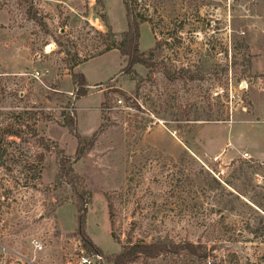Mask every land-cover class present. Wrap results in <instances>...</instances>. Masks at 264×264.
Instances as JSON below:
<instances>
[{
	"label": "rangeland",
	"instance_id": "rangeland-1",
	"mask_svg": "<svg viewBox=\"0 0 264 264\" xmlns=\"http://www.w3.org/2000/svg\"><path fill=\"white\" fill-rule=\"evenodd\" d=\"M32 1L43 24L29 19L28 0H0V244L8 264H76L81 251L108 264L139 243L219 248L203 261L182 254L133 264H264V0H136L151 19L141 26V51L159 45V66L152 76L135 67L144 79L137 92L138 80L120 75L117 50L91 59L79 71L90 85L80 98L72 61L104 47L101 13L125 32L123 2ZM128 97L130 111L116 107ZM65 110L82 138L97 134L77 163L78 141L60 124ZM61 150L90 193L87 204L76 183L57 182ZM84 208L97 253L78 230ZM33 239L45 252L34 253Z\"/></svg>",
	"mask_w": 264,
	"mask_h": 264
},
{
	"label": "trees",
	"instance_id": "trees-1",
	"mask_svg": "<svg viewBox=\"0 0 264 264\" xmlns=\"http://www.w3.org/2000/svg\"><path fill=\"white\" fill-rule=\"evenodd\" d=\"M123 6L126 14L127 21V30L121 34L114 32L113 27L109 23V18L106 13H101L100 18L102 19L105 27L107 28V33H100L102 42L104 47L100 49L93 56L81 59L77 56L74 57L73 65L71 66L72 71V81L75 86L76 95L78 98L85 97L88 94V90L90 89V85L88 84L85 76L82 73L75 72L80 65L88 62L91 59L101 57L111 51L117 50L122 58H124L125 66L122 68L120 75L130 76L133 80H138L137 84V92L141 83L144 79L137 74L135 71L136 66H142L148 70L149 76H152L154 70L159 66V61L157 59V49L159 45H157L154 49L149 52H142L140 48V40H141V26L145 23L151 24V19L140 12L136 7V0H122ZM28 17L30 20L42 23V19L38 11L36 10L33 1L28 0ZM97 4L100 5L102 9H105V5L103 0H97ZM64 49V45H61ZM66 51V49H64ZM67 52V51H66ZM168 78L173 80L175 75L172 76L169 72H167ZM196 76L189 75L190 80H195ZM121 94L125 95L123 92ZM126 102L132 100L131 97L125 98ZM104 106H106L104 102ZM63 122L60 123L61 126L67 128L70 134L73 137H76L78 141V148L76 151V158L73 161L74 163L79 162L84 158V156L88 153V151L93 147L97 134H94L92 137L82 138L78 132V123L77 116L70 115L65 110L62 113ZM9 136H20V132L18 131H9ZM1 142V139H0ZM61 157L59 160V168H60V180L58 183L63 184V182L71 184L76 183L78 187V192L76 193L77 198L84 204H87V201H84V198L87 197V200L90 199V193H88L83 187V180L75 174L74 169L72 167V160L66 157L65 152L63 150L59 151ZM110 214L113 215V204L110 202L109 205ZM86 215L87 209H83L80 212V217L78 218V230L80 235L83 238V242L86 247L91 249L92 251L100 252L96 247H93V244L89 242L86 237ZM219 246L213 247L209 250L206 246L199 244H167V243H139V244H129L125 246L119 254H113L108 258V264H133L135 260H137L140 256H144L146 259H157L161 256H181L182 254H186L191 258H196L199 261L208 260L211 253L218 249ZM89 249V250H90Z\"/></svg>",
	"mask_w": 264,
	"mask_h": 264
},
{
	"label": "built area",
	"instance_id": "built-area-1",
	"mask_svg": "<svg viewBox=\"0 0 264 264\" xmlns=\"http://www.w3.org/2000/svg\"><path fill=\"white\" fill-rule=\"evenodd\" d=\"M38 76H39V74L35 75L34 78L36 79V78H38ZM258 80H259V86L261 87L262 91L264 92V78L261 77ZM116 107H121L127 111L131 110V105H129L128 103H125L122 99H120L116 102ZM243 158L249 160L250 156L248 153H245L243 155ZM214 160L218 161V159H214ZM31 246H32L35 254L43 253V252H45V249H46L45 243L41 239H33L31 242ZM0 249L2 250V253H0L2 256L0 258V264H8V262L6 260V255H7L6 250L7 249L5 247H3L1 244H0ZM100 261H102V257L100 255H96V256L91 257L89 255H86L84 251H81V255L78 256L76 264H98ZM13 264H37V262H36V259H33L31 261L17 260V261H14Z\"/></svg>",
	"mask_w": 264,
	"mask_h": 264
},
{
	"label": "crops",
	"instance_id": "crops-1",
	"mask_svg": "<svg viewBox=\"0 0 264 264\" xmlns=\"http://www.w3.org/2000/svg\"><path fill=\"white\" fill-rule=\"evenodd\" d=\"M126 30H127V27H126ZM125 30V31H126ZM124 32V31H123ZM83 65V64H82ZM82 65H80L77 69H76V72H78V73H81V72H79L82 68ZM83 74V73H82ZM84 75V74H83ZM85 76V75H84ZM86 78V77H85ZM86 80H87V82H88V84H89V81H88V79L86 78Z\"/></svg>",
	"mask_w": 264,
	"mask_h": 264
}]
</instances>
